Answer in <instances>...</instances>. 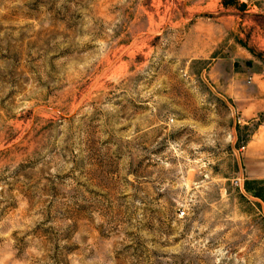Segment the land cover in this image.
Listing matches in <instances>:
<instances>
[{
    "label": "rangeland",
    "instance_id": "rangeland-1",
    "mask_svg": "<svg viewBox=\"0 0 264 264\" xmlns=\"http://www.w3.org/2000/svg\"><path fill=\"white\" fill-rule=\"evenodd\" d=\"M252 73L264 0H0V264H264Z\"/></svg>",
    "mask_w": 264,
    "mask_h": 264
},
{
    "label": "crops",
    "instance_id": "crops-1",
    "mask_svg": "<svg viewBox=\"0 0 264 264\" xmlns=\"http://www.w3.org/2000/svg\"><path fill=\"white\" fill-rule=\"evenodd\" d=\"M250 82H245L241 75L232 79L227 87V94L238 102L239 111L250 125L264 113V74L252 73ZM249 160L248 179L264 182V120L255 129L245 147Z\"/></svg>",
    "mask_w": 264,
    "mask_h": 264
},
{
    "label": "built area",
    "instance_id": "built-area-1",
    "mask_svg": "<svg viewBox=\"0 0 264 264\" xmlns=\"http://www.w3.org/2000/svg\"><path fill=\"white\" fill-rule=\"evenodd\" d=\"M250 82V81H249ZM182 213H184V212H182Z\"/></svg>",
    "mask_w": 264,
    "mask_h": 264
}]
</instances>
